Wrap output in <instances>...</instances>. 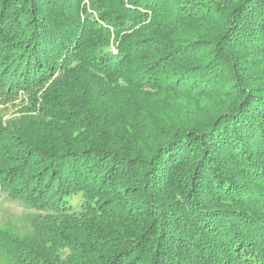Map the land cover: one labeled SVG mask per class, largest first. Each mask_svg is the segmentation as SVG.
<instances>
[{
    "label": "trees",
    "instance_id": "obj_1",
    "mask_svg": "<svg viewBox=\"0 0 264 264\" xmlns=\"http://www.w3.org/2000/svg\"><path fill=\"white\" fill-rule=\"evenodd\" d=\"M87 1L0 0V254L264 264V0Z\"/></svg>",
    "mask_w": 264,
    "mask_h": 264
},
{
    "label": "rangeland",
    "instance_id": "obj_2",
    "mask_svg": "<svg viewBox=\"0 0 264 264\" xmlns=\"http://www.w3.org/2000/svg\"><path fill=\"white\" fill-rule=\"evenodd\" d=\"M88 5V1L84 0V3L82 4V6L87 7ZM111 32V36H110V40L109 43L112 45V51L116 53V46L118 43V39L114 40V31L113 29H110ZM243 52L245 54H252V52L250 53V51L248 50H243ZM253 58V57H252ZM257 58H260L259 56H257L255 59H249L246 62V65H252L256 62ZM190 60V59H188ZM163 84V83H162ZM161 89L165 90L167 94L169 93L168 91L171 90V87H169L168 85H163L162 87H160ZM225 92V90L223 91ZM166 96V95H165ZM164 96V98H165ZM221 94L219 96H216L214 99L210 98V99H206L204 102L208 104L209 107H212L213 105V101L215 99L216 102L221 98ZM219 98V99H218ZM183 101L184 99L179 98V102ZM203 105V103H202ZM23 107L22 105L17 104L16 101H4V100H0V122L4 124H6L7 121H11L16 117L21 116V114H23ZM77 198H73V200L75 201ZM35 211L33 209H30L28 207H26L24 204H22L21 202L17 201V200H12L10 198H8L6 196V193L4 192H0V227L2 228H10L12 230L18 231L20 233H23L27 230H29V222L31 219V216H34L36 214H34ZM37 214H40L39 212L36 211ZM0 264H10L9 261L6 260V258H4L2 256V254H0Z\"/></svg>",
    "mask_w": 264,
    "mask_h": 264
}]
</instances>
